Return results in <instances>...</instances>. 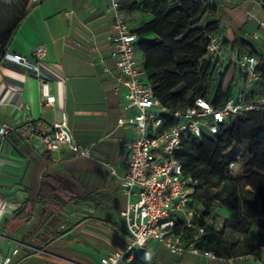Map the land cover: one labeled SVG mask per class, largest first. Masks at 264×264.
<instances>
[{
	"label": "crops",
	"instance_id": "crops-1",
	"mask_svg": "<svg viewBox=\"0 0 264 264\" xmlns=\"http://www.w3.org/2000/svg\"><path fill=\"white\" fill-rule=\"evenodd\" d=\"M12 1L0 0V29L13 18ZM21 3L20 14L27 11V17L8 54L33 62L34 50L44 47L46 62L40 69L52 79L56 102L44 104L41 80L26 66L9 60L0 66V129L4 124L12 129L8 136L0 135V253L18 249L13 264H99L106 255L122 252L130 239L120 216L127 204L120 177L129 161L128 144L136 137L132 122L137 110L126 108L123 87L117 91L118 70L110 56L113 12L108 0ZM139 23L128 24L134 29ZM63 120L77 144L90 148L91 157L65 147L51 153L31 134L32 126L49 129ZM83 190L98 194L93 204L68 203ZM54 199L69 205L56 212ZM21 206H27L28 217L16 216ZM257 231L252 224L246 231L233 228L224 234L223 256L216 259L174 257L156 243L147 246L161 264L176 258L179 264H198L199 259L205 264H264V242ZM241 247L254 251L239 255ZM252 253L255 260L246 257Z\"/></svg>",
	"mask_w": 264,
	"mask_h": 264
},
{
	"label": "trees",
	"instance_id": "trees-1",
	"mask_svg": "<svg viewBox=\"0 0 264 264\" xmlns=\"http://www.w3.org/2000/svg\"><path fill=\"white\" fill-rule=\"evenodd\" d=\"M259 2L264 8V0ZM119 4L120 12L125 8L131 12L142 11L150 16L149 20L141 22L133 31L138 37L137 48L146 81L153 87L156 99L169 110H185L193 106L198 98L211 99L216 107L223 106L227 100L236 96L235 87L239 82L236 76L239 66L236 61L246 55H254L259 60V80L247 91V102L264 99V54L241 38L233 37V62L213 86L215 75L222 65L220 58H206L209 43L207 36L217 35L222 29L217 18L220 0H119ZM26 17L27 11H23L13 16L7 27L0 29V66L5 64L8 48ZM224 43L227 44V40ZM211 92L214 93L212 96ZM242 146L248 149L249 168L246 174L234 178L229 173L234 160L226 158L224 153ZM175 157L182 163L186 174L200 179L201 186L210 187L228 181L243 189L249 187L253 200L247 202L241 219L230 226L246 231V226L255 224L258 237L264 242L263 111L244 112L216 135L206 134L202 139H185ZM96 197L98 194L93 190H83L79 196L71 197L68 203L79 201L89 206L95 202ZM53 202L51 207L56 212L63 211L69 205L58 199ZM190 206L193 207L192 203ZM26 208L21 206L16 216L28 217ZM197 212L199 217L193 221L191 228L185 227L184 220L179 218L176 232L184 237L187 245L193 243L202 251L222 257L223 233L210 223V206L205 204V211ZM200 228L204 229L202 234L198 232ZM134 254V259L128 264H161L157 252L151 251L148 246L135 249Z\"/></svg>",
	"mask_w": 264,
	"mask_h": 264
},
{
	"label": "built area",
	"instance_id": "built-area-1",
	"mask_svg": "<svg viewBox=\"0 0 264 264\" xmlns=\"http://www.w3.org/2000/svg\"><path fill=\"white\" fill-rule=\"evenodd\" d=\"M108 2L114 16L109 40L110 56L118 70L117 91L119 87L125 89L126 108L136 109L137 114L132 122L136 137L128 144L129 161L120 177V185L127 198L126 207L120 216L130 239L122 252L106 255L100 259L99 264L130 263L135 257V249L151 243L158 244L174 257L194 254L216 259L213 252L202 251L193 243L187 245L184 237L176 232L179 218L184 220L185 227L191 228L193 221L199 217L190 203L195 190L201 186V181L198 177L185 173L175 153L185 139H202L206 134L216 135L232 119L244 112H264V99L248 103V90H243L221 107H216L211 99L198 98L193 106L185 110H169L156 99L153 87L146 81L139 59L138 37L122 16L119 0ZM207 38L209 43L206 58H220L222 40L217 35H208ZM33 57L34 61L31 62L20 55L7 54L5 60L26 66L29 71L35 72V76L41 80L44 104L53 106L56 96L51 90L52 79L40 69L41 64L46 62L45 48H36ZM236 64L247 76L250 86L259 80V60L256 56L246 55L238 59ZM11 130V127L4 124L0 135L6 137ZM31 134L51 153H58L65 147L78 156H92L90 148L77 144L66 120L49 129L41 125L32 126ZM232 169H238L234 163L230 165V174ZM112 174L116 175V172L112 171ZM222 230L226 234L233 228L224 224ZM198 232L202 234L204 229L200 228ZM237 239L238 243L244 241L241 236ZM18 253V249L11 255L0 253V264H13ZM246 257L256 259L254 253Z\"/></svg>",
	"mask_w": 264,
	"mask_h": 264
},
{
	"label": "rangeland",
	"instance_id": "rangeland-1",
	"mask_svg": "<svg viewBox=\"0 0 264 264\" xmlns=\"http://www.w3.org/2000/svg\"><path fill=\"white\" fill-rule=\"evenodd\" d=\"M22 1L25 0L12 1V17L16 16V14H20ZM220 2V11L217 14V18L221 22L222 29L217 36L222 40V51L220 55L222 66L219 72L215 75L213 86L218 83L221 73H223L227 66L233 62L231 53V45L234 42L233 37L244 39L255 45L260 51H264V24H262L264 23V8L261 3L258 2V0H236L233 2L220 0ZM121 13L126 22L130 25L150 19V16L142 11L131 12L122 8ZM139 24L134 28H137ZM225 40H227V44L224 43ZM236 76L238 77L239 82L235 87V95L243 90H250L252 88L247 76L239 70V68L236 70ZM213 94L214 93L211 92V96ZM224 154L229 160H234V164L238 168L237 170H231L234 178L246 174L249 168L247 155L248 149L246 146L234 147L227 150ZM252 196L253 194L251 191L239 186L237 187L232 182L226 181L223 184L215 183L210 187H204L202 185L200 189L197 188L195 190L192 206L197 211L204 212L205 204H208L210 206V211L212 212L211 224L216 230H220L224 235L222 228L225 219L235 218L236 216L243 214L244 208ZM226 203L230 204L229 206L232 208L231 210L225 208ZM247 251L253 252L254 249L249 250L247 247H241L237 252L240 255ZM229 255L230 253L226 251V257ZM203 260L204 259H199L198 264H205ZM179 262L178 258L173 260V264H179ZM121 264L125 263L123 262Z\"/></svg>",
	"mask_w": 264,
	"mask_h": 264
},
{
	"label": "water",
	"instance_id": "water-1",
	"mask_svg": "<svg viewBox=\"0 0 264 264\" xmlns=\"http://www.w3.org/2000/svg\"><path fill=\"white\" fill-rule=\"evenodd\" d=\"M30 73H31V76H32V77L36 78V76H35V72L30 71Z\"/></svg>",
	"mask_w": 264,
	"mask_h": 264
}]
</instances>
